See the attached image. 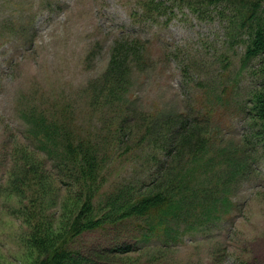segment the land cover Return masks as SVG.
Masks as SVG:
<instances>
[{
  "label": "rangeland",
  "instance_id": "rangeland-1",
  "mask_svg": "<svg viewBox=\"0 0 264 264\" xmlns=\"http://www.w3.org/2000/svg\"><path fill=\"white\" fill-rule=\"evenodd\" d=\"M145 1L0 0V264H41L63 242L84 201L71 180L78 175L74 165L61 163L35 138L39 121H59L104 160L96 203L145 177L144 152L129 153L114 139L120 104L105 97L91 102L99 93L85 92L106 72L116 38L133 34V14ZM163 1L165 10L139 31L148 38L142 41L148 56L132 69L123 101L156 116L211 108L218 143L248 138L262 59L245 58L251 34L234 13L240 2L200 0L207 6L194 9L195 3ZM247 147L256 161L252 174L230 189L223 225L186 222L180 241L166 242L138 240L144 222L135 220L120 227L118 240L112 228L76 233L72 248H111L127 240L135 250L116 264H264V143ZM219 165L210 153L190 162L189 171L206 176L192 185H209ZM42 181L47 196L34 186Z\"/></svg>",
  "mask_w": 264,
  "mask_h": 264
},
{
  "label": "trees",
  "instance_id": "trees-1",
  "mask_svg": "<svg viewBox=\"0 0 264 264\" xmlns=\"http://www.w3.org/2000/svg\"><path fill=\"white\" fill-rule=\"evenodd\" d=\"M199 1L175 0L178 5L195 3L194 9L207 6L205 3L198 4ZM206 1L224 2L228 7L240 2V8L234 13L251 34L245 58L262 59L259 69L261 87L252 93L254 116L249 117L250 136H243L233 144L226 143L224 138L218 143L212 129L211 108L186 113L164 112L156 116L142 108L134 109L123 101L132 69L141 66L148 56L147 49L143 51L146 45L142 42H148V38L145 31H139L147 27L150 16L166 8L163 0H146L142 5L144 10L136 11L137 16L133 14V24L136 25L133 34L128 38H116L106 72L100 81H90L85 91L90 95L94 94L93 91L99 93L94 94L95 99H90L91 102L105 97L107 102L120 104L114 139L121 143V148L123 145L129 148V153L144 152L145 177L141 182H130L106 193L101 202L96 203L95 194L104 178V160L85 150L77 139H72L65 125L59 121L46 118L39 121L42 126L38 125L35 129V138L50 153L56 151V159L61 163L71 162L74 165L78 175L71 179L73 187L84 195L82 207L72 219L63 242L59 241L41 264H116L118 256L135 250L127 240L116 241L111 248H92L88 251L72 248V236L83 231L112 228L116 231L115 240H118L122 232L120 227L139 220L144 225L137 228L138 240L158 237L166 242H177L180 241L183 223L197 224L196 228L203 224L225 223L230 189L252 174L256 161L247 143H264V0ZM54 141L60 142L61 147L55 150ZM206 153L220 159L218 174L211 177L209 185L193 186V180L206 176L199 169L189 171L188 164ZM34 186L42 190L43 195L49 194V186L45 182H34Z\"/></svg>",
  "mask_w": 264,
  "mask_h": 264
}]
</instances>
